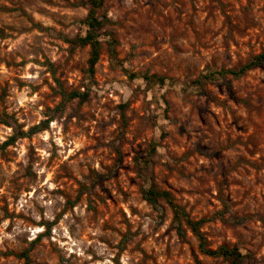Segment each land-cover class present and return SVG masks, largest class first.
I'll list each match as a JSON object with an SVG mask.
<instances>
[{"label":"rangeland","instance_id":"374dc122","mask_svg":"<svg viewBox=\"0 0 264 264\" xmlns=\"http://www.w3.org/2000/svg\"><path fill=\"white\" fill-rule=\"evenodd\" d=\"M85 1L0 0V113L27 129L59 84L88 92L0 150V264L229 263L143 199L150 182L205 220L208 247L264 264V65L193 85L264 52V0H103L92 77Z\"/></svg>","mask_w":264,"mask_h":264},{"label":"trees","instance_id":"16d2710c","mask_svg":"<svg viewBox=\"0 0 264 264\" xmlns=\"http://www.w3.org/2000/svg\"><path fill=\"white\" fill-rule=\"evenodd\" d=\"M103 0H87L82 2L87 8L88 12L84 23L87 26L85 35L76 38V42L79 45H89L90 56L88 58V76L92 77L94 65L98 60V56L101 49L100 39L98 37V31L104 26L106 19L104 16H99L96 11L102 5ZM264 65V52H260L252 56L247 62L238 66L227 69H220L215 71H210L202 74L198 79L193 82V85L197 88L202 87L203 81L215 80L223 77L225 74L231 75L233 77H238L245 73L247 70L252 69L257 66ZM144 79L148 81L149 84H163L164 80L161 76L157 74L145 75ZM60 90L59 94L61 96L60 102L49 112L45 114V117L41 119L38 123L29 126L27 129H23L21 125L15 120L12 114H8L5 111L0 113V123L10 126L12 128V133L0 144V150L3 151L5 147L13 143L17 138L29 137L37 132L45 130L48 128L49 122L54 119V112L61 110L64 105L71 99L77 98L80 101H84L88 97L87 90H69L66 91L59 84ZM139 172L142 173L145 168L148 167L147 159H141L140 164H138ZM95 178L93 180V183ZM141 196L148 202L152 208L159 210L160 202L164 201L172 211V222L175 225L178 233L183 234L182 224L190 228L194 236L198 240V246L202 253L211 256H221L225 260L230 262L227 264H241L245 258L244 254L240 251L238 244L232 246L220 245L216 248H210L207 246V241L200 230L201 224L205 221L203 218L193 219L190 217L189 213L186 211L184 206L178 204L174 201V198L170 191L164 189H158L154 182H150L147 186H142L140 189ZM222 217V215H220ZM223 219V218H222ZM18 256L24 259L25 264L29 263L30 256L29 250L24 249L23 251L17 253Z\"/></svg>","mask_w":264,"mask_h":264}]
</instances>
